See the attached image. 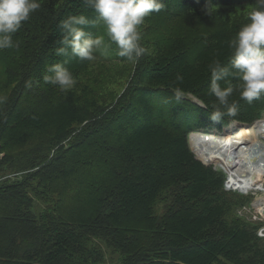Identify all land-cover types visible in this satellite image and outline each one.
<instances>
[{
	"label": "trees",
	"instance_id": "obj_1",
	"mask_svg": "<svg viewBox=\"0 0 264 264\" xmlns=\"http://www.w3.org/2000/svg\"><path fill=\"white\" fill-rule=\"evenodd\" d=\"M38 2L0 50V264H264L259 224L237 215L251 197L225 191L223 174L193 153L202 158V130L264 115V94L247 103L230 76L221 86L234 88L238 114L209 119V65H230L256 0H162L138 26V60L117 55L85 0ZM81 14L104 47L91 60L57 55L60 22ZM56 63L71 89L44 82Z\"/></svg>",
	"mask_w": 264,
	"mask_h": 264
},
{
	"label": "clouds",
	"instance_id": "obj_2",
	"mask_svg": "<svg viewBox=\"0 0 264 264\" xmlns=\"http://www.w3.org/2000/svg\"><path fill=\"white\" fill-rule=\"evenodd\" d=\"M85 4L95 11L98 20L106 27L107 36L117 46V55L129 60H138L146 52L140 43L138 26L152 12H159L164 7L162 0H85ZM256 4L257 7L248 12L250 22L244 24L230 42V48L234 49L230 68L219 60L209 65V95L216 98L209 113V119L213 122L218 123L225 117L233 118L238 114L237 105L229 100L234 88L231 84L221 86V81L227 82L230 76L240 81L235 90L247 103L251 104L264 94V0H256ZM40 6L38 0H0V50L14 46L12 34ZM205 11L211 15L209 4L205 6ZM88 23L83 14L70 15L62 20L63 46L56 50V54L66 55L71 49V54L81 60L93 59L94 52L104 47V40L103 37L93 38L86 33L81 26ZM48 72L51 75L46 74L44 82L59 86L61 90H69L76 83L72 73L60 63L50 65ZM177 80H182V76L178 75ZM183 98V91L175 88V102L180 103Z\"/></svg>",
	"mask_w": 264,
	"mask_h": 264
},
{
	"label": "bare ground",
	"instance_id": "obj_3",
	"mask_svg": "<svg viewBox=\"0 0 264 264\" xmlns=\"http://www.w3.org/2000/svg\"><path fill=\"white\" fill-rule=\"evenodd\" d=\"M229 132L230 131L223 132L224 136L212 135L206 132H199L195 135V148L197 146V151L201 157L204 160L207 159L205 161L208 162V160H210L214 163H226V157L229 155H233V157L238 158L241 153L244 154V146L251 140H254V137L256 140L260 141L261 145H264V141L260 139L261 137L264 138V122L258 126L253 124L250 127L242 129L241 133L237 137L233 136L232 133L229 134ZM213 140H215V142H213ZM252 179L255 180V189H264L262 187L264 186V172H255ZM241 183L245 184L247 182L241 180ZM241 188H244V186ZM257 201L264 205V196L259 195L257 197Z\"/></svg>",
	"mask_w": 264,
	"mask_h": 264
},
{
	"label": "rangeland",
	"instance_id": "obj_4",
	"mask_svg": "<svg viewBox=\"0 0 264 264\" xmlns=\"http://www.w3.org/2000/svg\"><path fill=\"white\" fill-rule=\"evenodd\" d=\"M120 65H118V64H111L110 65V67H109V69H108V71H106L107 73H113L114 71H115V68H117V67H119ZM227 67H229L230 68V65H228ZM95 70V69H94ZM124 79H125V77L123 76V77H121L120 78V82L119 83H117L116 84V86H113V85H111L110 87H109V89L110 90H113L114 92L115 91H118L120 88H122V86L124 85V84H121L123 81H124ZM195 101L196 102H198L199 104H201V102H199L197 99H195ZM25 119H27V117L25 118ZM149 122H150V120H149ZM264 122V120H260V121H258V122H256V120L254 121V122H252V123H254L256 126H258V125H260L261 123H263ZM247 123H245V124H243V123H240V122H232L231 123V125L228 127H225V130H226V128H230V132H229V134H231L232 133V135L233 136H235V137H237L240 133H241V131H242V129H245V128H247V127H250L251 125H253V124H249V125H246ZM217 129H219V128H217ZM216 129V130H217ZM241 129V130H240ZM224 129H219V131L220 132H222L223 133V131H225ZM164 132H165V130H163ZM146 133H149V130H146L145 131ZM203 132H206V131H203ZM203 132H201V133H203ZM206 133H209V132H206ZM191 134V133H190ZM209 134H212V135H219V134H214V133H212V132H210ZM219 136H224V134L223 135H219ZM149 137H146V141L144 140V141H142V142H140V143H144V142H148L149 141V139H148ZM189 139V138H188ZM254 140H251L252 142L253 141H255V137L253 138ZM161 140H163V138H161ZM250 141V142H251ZM213 142H215V140H213ZM143 146H144V144H142V148H143ZM190 146H191V143H190ZM191 149H192V146H191ZM196 150H197V146H196ZM198 152V151H197ZM199 153V152H198ZM196 154V153H195ZM200 155V154H199ZM197 156V155H196ZM201 156V155H200ZM198 157V156H197ZM200 158V157H199ZM201 160L203 159V158H200ZM204 160V159H203ZM202 160V161H203ZM205 160H207V159H205ZM232 162L231 163H233L234 161L233 160H231ZM208 162L209 163H205V164H207V165H211V166H213L214 167V162L213 161H210V160H208ZM241 164V163H240ZM258 186H261V185H258ZM263 188H264V186H262ZM259 196V195H258Z\"/></svg>",
	"mask_w": 264,
	"mask_h": 264
},
{
	"label": "built area",
	"instance_id": "obj_5",
	"mask_svg": "<svg viewBox=\"0 0 264 264\" xmlns=\"http://www.w3.org/2000/svg\"><path fill=\"white\" fill-rule=\"evenodd\" d=\"M223 169L225 170V172L227 173V180L225 182V188L227 190H235L237 188H239L238 183H239V178L237 176V173L235 171L231 170V167L229 165H222ZM244 188H250V187H244ZM255 202H253V217L255 218ZM261 235H264V229L261 230L260 232Z\"/></svg>",
	"mask_w": 264,
	"mask_h": 264
}]
</instances>
